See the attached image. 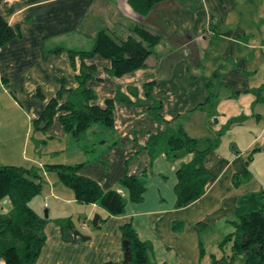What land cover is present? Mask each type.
Instances as JSON below:
<instances>
[{
    "label": "crops",
    "instance_id": "obj_1",
    "mask_svg": "<svg viewBox=\"0 0 264 264\" xmlns=\"http://www.w3.org/2000/svg\"><path fill=\"white\" fill-rule=\"evenodd\" d=\"M0 16L16 32L0 47V166H34L48 182L39 192L48 220L34 264H121L120 226L126 223L150 244L152 264H210L201 234L232 227L238 198L263 190L254 184L247 163L252 157L246 160L244 152L256 141L254 150L264 146V0H163L144 16L128 0H0ZM136 25L159 35L142 68L114 77L106 58L69 56L68 50H88L99 31L125 38ZM80 65L92 66L84 70V85L97 104L116 91L128 100L113 103L112 127L93 123L75 139L55 116L46 130L33 129L60 81L66 89L77 86ZM155 102L159 119L150 109ZM179 129L197 149L209 147L202 161L209 178L196 199L175 207V172L193 156L170 158L165 139ZM228 131L234 137L224 143ZM79 163V175L125 200L120 215L75 201L55 171L45 169ZM140 171L143 198L132 202L118 180ZM10 208L2 197L0 214ZM94 215L99 227L89 229ZM66 217L68 235L57 223ZM73 229L88 239H72Z\"/></svg>",
    "mask_w": 264,
    "mask_h": 264
},
{
    "label": "trees",
    "instance_id": "obj_2",
    "mask_svg": "<svg viewBox=\"0 0 264 264\" xmlns=\"http://www.w3.org/2000/svg\"><path fill=\"white\" fill-rule=\"evenodd\" d=\"M160 1L163 0H128V3L136 13L144 16ZM132 34L122 38L102 30L96 34L88 50H68V53L71 58L75 55L90 57L94 54L106 58L110 61L108 75L118 77L144 67L146 57L159 41V35L139 25L133 27ZM15 36L16 32L0 16V47ZM57 50L59 48L55 51ZM86 69H92V66L80 65L76 75L77 86L73 89L64 88L60 81L55 96L46 102L37 118L32 120L33 129L46 130L55 116L62 130L75 139L93 123L109 129L112 127L113 103L128 100L120 91H116L113 97L104 99L101 105L97 104L94 92L84 85L89 77L84 71ZM150 86L151 83L145 84L146 95ZM128 91L135 94L132 88ZM63 95L65 98L61 100ZM159 106L155 102L150 108L157 119L156 111ZM165 143L171 153L170 158L184 152L193 153L191 160L181 164L175 172V207H182L202 193L209 178L208 171L202 164L209 147L197 149L196 140L188 137L181 129L174 135H168ZM250 157L249 152L246 160ZM80 167L81 163L59 164L46 165L45 169L55 171L58 180L73 192L75 201L94 203L107 215H120L125 200L116 191H103L95 181L79 175ZM143 175V171L124 174L118 180L119 185L127 189L128 199L132 202H140L143 198ZM39 179L40 175L34 166H0V199L7 197L11 204L6 214H0V259L4 264H34L44 243L43 227L48 218H43L29 205V201L40 192ZM233 213L234 219L230 221L232 231L216 245L221 256L216 258L211 254L210 264H231L236 255L242 258L243 264H264V191L248 193L238 198ZM57 223L62 232L68 235L72 228L69 218L58 219ZM97 226L99 227L98 224ZM120 236L121 241H127L130 250V259L126 264H152L147 259L150 244L140 242L129 224L120 226ZM225 248L229 252L226 253Z\"/></svg>",
    "mask_w": 264,
    "mask_h": 264
},
{
    "label": "rangeland",
    "instance_id": "obj_3",
    "mask_svg": "<svg viewBox=\"0 0 264 264\" xmlns=\"http://www.w3.org/2000/svg\"><path fill=\"white\" fill-rule=\"evenodd\" d=\"M213 122H214V119H212V125H214ZM90 128H92V126ZM86 132H88V130ZM31 136H32V132L30 133V137ZM233 137H234L233 132L228 131L227 133H225V136L223 137L224 141H225L224 143H226V142L228 143V140L233 138ZM213 140H214V138H212V141ZM260 142H261V140H259V143ZM257 143H258V141H256V143L252 147H250L248 151L244 152V155H246L247 153L249 154V152L252 154V156H251L252 158L247 162L248 163V167H249L248 171L253 175V178H255V179H253L254 182H255L254 184L256 185V183H257V184L261 185L262 189L264 190V146L260 150H258V149L254 150L253 148H257L258 147ZM223 146L228 147V144L227 145L224 144ZM217 149L220 152H224V147H222V145H220V144L217 145ZM247 155L245 156V158L247 157ZM40 173H42V174H40ZM40 173H39L40 174L39 181L41 182V186L43 187L48 182L45 179L46 176L43 175V172H40ZM51 173H52V171H51ZM48 174H49V172H48ZM42 194L43 193H38L36 196H34L31 199V201H30V206L31 207H36L38 210L40 209L41 210L40 213L43 216L44 209L46 210L47 207H46V205H44V206L42 205V201H44ZM40 202H41V206L42 207H38L37 206ZM230 219H234V216H231V218H229V220ZM90 220L87 221V226H89V229H91V228L94 229L90 225V222H91ZM224 227H225V229L221 230L220 232H215V231L208 232V231H206L205 234H201V238L200 239H201L202 243L204 244L205 251L207 253L211 252L212 254H214V256L216 258H219L221 256V251L217 248L216 245L219 243V241H221V239L223 238V236L226 233H228L229 231L232 230V227L230 225H228V224L225 225ZM206 235L210 236L208 240H206L207 239ZM217 235H220V236L217 238ZM207 243H210V244H207ZM225 252L226 253L229 252L228 248H225ZM231 255H233V254H231ZM231 264H243L242 258H240V256L236 255L232 259V263Z\"/></svg>",
    "mask_w": 264,
    "mask_h": 264
},
{
    "label": "water",
    "instance_id": "obj_4",
    "mask_svg": "<svg viewBox=\"0 0 264 264\" xmlns=\"http://www.w3.org/2000/svg\"><path fill=\"white\" fill-rule=\"evenodd\" d=\"M210 22H212V18H210ZM212 24V23H211ZM47 217V213H46V210L44 209V212H43V218H46ZM97 221H98V216L97 215H94L92 218H91V222H90V225L93 227V228H96L98 227L97 226ZM71 235V238L72 239H75L76 237L80 238V240H86L88 239V236H84L82 235L78 230L76 229H73L70 233ZM121 247H122V250H123V259H122V264H126L127 261L130 259V250L128 248V244H127V241L125 240H122L121 241Z\"/></svg>",
    "mask_w": 264,
    "mask_h": 264
},
{
    "label": "flooded vegetation",
    "instance_id": "obj_5",
    "mask_svg": "<svg viewBox=\"0 0 264 264\" xmlns=\"http://www.w3.org/2000/svg\"><path fill=\"white\" fill-rule=\"evenodd\" d=\"M84 227V226H83Z\"/></svg>",
    "mask_w": 264,
    "mask_h": 264
}]
</instances>
